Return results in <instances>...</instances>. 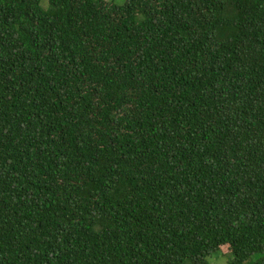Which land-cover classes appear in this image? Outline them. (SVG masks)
<instances>
[{"label":"trees","instance_id":"1","mask_svg":"<svg viewBox=\"0 0 264 264\" xmlns=\"http://www.w3.org/2000/svg\"><path fill=\"white\" fill-rule=\"evenodd\" d=\"M42 1L0 0V264H264V0Z\"/></svg>","mask_w":264,"mask_h":264},{"label":"rangeland","instance_id":"2","mask_svg":"<svg viewBox=\"0 0 264 264\" xmlns=\"http://www.w3.org/2000/svg\"><path fill=\"white\" fill-rule=\"evenodd\" d=\"M47 5H48L47 0H43L42 1V6L46 7ZM228 253H229L228 247H223V250H222L221 253L213 254L212 256H210L208 258V261H209L210 264H228L229 261L232 259L231 254H228ZM261 255L262 254L254 255L248 261L257 260L258 258H260Z\"/></svg>","mask_w":264,"mask_h":264}]
</instances>
